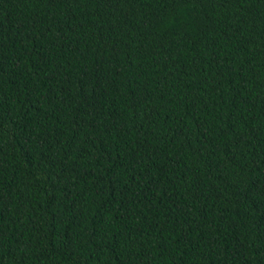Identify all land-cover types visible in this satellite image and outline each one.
I'll return each mask as SVG.
<instances>
[{
  "label": "trees",
  "instance_id": "1",
  "mask_svg": "<svg viewBox=\"0 0 264 264\" xmlns=\"http://www.w3.org/2000/svg\"><path fill=\"white\" fill-rule=\"evenodd\" d=\"M0 264H264V0H0Z\"/></svg>",
  "mask_w": 264,
  "mask_h": 264
}]
</instances>
